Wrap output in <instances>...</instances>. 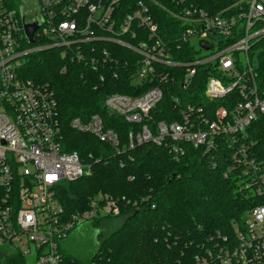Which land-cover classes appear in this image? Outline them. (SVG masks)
Returning <instances> with one entry per match:
<instances>
[{
  "label": "built area",
  "instance_id": "built-area-1",
  "mask_svg": "<svg viewBox=\"0 0 264 264\" xmlns=\"http://www.w3.org/2000/svg\"><path fill=\"white\" fill-rule=\"evenodd\" d=\"M155 10L168 13L176 25H161ZM30 23L36 24L32 42L24 29ZM191 37L202 54L189 45ZM263 38L264 0H234L216 10L197 0H0V264H67L59 242L77 221L120 213L118 197L99 193L87 209L63 219L58 185L89 174L91 164L63 149L54 89L27 76L31 55L41 51L58 54L61 72L80 65L100 81L117 79L120 67L130 62L124 52L133 53L131 81L141 86L138 93L104 98L109 113L142 125L130 131L129 148L152 141L179 156L185 144L217 149L222 136L229 169L239 168L241 188L263 201L232 239L219 232L218 239L210 236V246L195 255L194 264H264V164L235 137L264 114V90L249 58ZM182 42L191 46L188 59L177 54ZM199 71L206 103L183 104L177 92L165 90L177 80L187 90ZM165 94L178 117L147 122ZM219 99L224 103H210ZM71 126L118 144L116 132L105 129L98 114L87 121L74 117Z\"/></svg>",
  "mask_w": 264,
  "mask_h": 264
},
{
  "label": "trees",
  "instance_id": "trees-1",
  "mask_svg": "<svg viewBox=\"0 0 264 264\" xmlns=\"http://www.w3.org/2000/svg\"><path fill=\"white\" fill-rule=\"evenodd\" d=\"M233 1L197 0L214 10ZM155 11L161 25H176L168 13ZM171 36L175 40L177 32ZM190 50L191 46L182 42L177 54L188 59L185 53ZM124 53L130 62L120 67L117 79L104 81L80 65L61 72L63 61L53 51L31 55L26 66L28 77L47 82L55 91L63 149L76 151L91 164L89 174L58 185L56 197L63 207V219L87 209L99 193L118 197V215H98L90 221L101 232L98 247L87 264H194L195 255L210 246V236L218 239L219 232L232 239L235 227H241L251 208L263 199L241 188L240 170L229 169L230 151L222 136L217 138V149L205 152L201 146L185 144L179 156L152 141L129 148L130 131H138L142 125L127 123L104 107L107 94H136L141 88L131 81L135 56L129 51ZM249 53L257 83L264 90V38ZM204 85V73L199 71L187 90L178 80L173 85L166 83L165 90L177 92L183 104L191 100L201 105L207 102ZM210 103L216 107L224 100ZM94 113L101 117L105 129L116 132V146L71 126L74 117L87 121ZM170 115L178 117L171 97L165 94L150 114L151 121H146L168 119ZM235 137L250 157L264 164L263 113ZM63 257L67 264H84L69 254Z\"/></svg>",
  "mask_w": 264,
  "mask_h": 264
},
{
  "label": "rangeland",
  "instance_id": "rangeland-1",
  "mask_svg": "<svg viewBox=\"0 0 264 264\" xmlns=\"http://www.w3.org/2000/svg\"><path fill=\"white\" fill-rule=\"evenodd\" d=\"M192 44H194V50L199 52L197 38L191 37L189 39V45ZM198 54H202V51H200ZM249 58L250 61H252L250 55ZM244 61L245 58L243 55L241 56V62L244 63ZM90 221L91 219L77 221L75 225L67 232V235L59 242V251L61 254H69L72 259L84 264L89 263L91 257L98 247V235L101 232V229L94 228ZM102 228L104 227L102 226ZM105 232L106 231L103 233L106 234Z\"/></svg>",
  "mask_w": 264,
  "mask_h": 264
},
{
  "label": "water",
  "instance_id": "water-1",
  "mask_svg": "<svg viewBox=\"0 0 264 264\" xmlns=\"http://www.w3.org/2000/svg\"><path fill=\"white\" fill-rule=\"evenodd\" d=\"M24 29H25V33H26L29 41L32 42L33 41V33L36 29V24H34V23L24 24ZM200 45L202 47H204L205 49H208V45L206 44V42L202 41V42H200Z\"/></svg>",
  "mask_w": 264,
  "mask_h": 264
}]
</instances>
